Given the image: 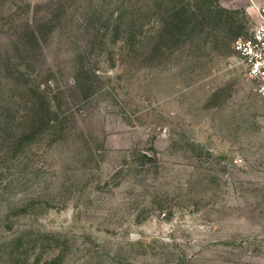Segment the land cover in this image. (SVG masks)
<instances>
[{"label": "rangeland", "instance_id": "obj_1", "mask_svg": "<svg viewBox=\"0 0 264 264\" xmlns=\"http://www.w3.org/2000/svg\"><path fill=\"white\" fill-rule=\"evenodd\" d=\"M220 0H0V264H264V97Z\"/></svg>", "mask_w": 264, "mask_h": 264}, {"label": "built area", "instance_id": "obj_2", "mask_svg": "<svg viewBox=\"0 0 264 264\" xmlns=\"http://www.w3.org/2000/svg\"><path fill=\"white\" fill-rule=\"evenodd\" d=\"M260 19L249 36L235 42L246 65L247 73L256 83L258 94L264 97V8L260 9Z\"/></svg>", "mask_w": 264, "mask_h": 264}, {"label": "crops", "instance_id": "obj_3", "mask_svg": "<svg viewBox=\"0 0 264 264\" xmlns=\"http://www.w3.org/2000/svg\"><path fill=\"white\" fill-rule=\"evenodd\" d=\"M222 6L226 8L244 7L248 12L252 13L256 21L260 19V9L264 8V0H220Z\"/></svg>", "mask_w": 264, "mask_h": 264}]
</instances>
